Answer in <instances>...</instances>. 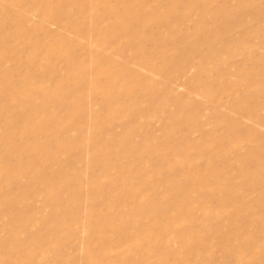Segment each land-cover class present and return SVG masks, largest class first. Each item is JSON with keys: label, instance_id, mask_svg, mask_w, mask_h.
Masks as SVG:
<instances>
[{"label": "rangeland", "instance_id": "obj_1", "mask_svg": "<svg viewBox=\"0 0 264 264\" xmlns=\"http://www.w3.org/2000/svg\"><path fill=\"white\" fill-rule=\"evenodd\" d=\"M0 264H264V0H0Z\"/></svg>", "mask_w": 264, "mask_h": 264}, {"label": "bare ground", "instance_id": "obj_2", "mask_svg": "<svg viewBox=\"0 0 264 264\" xmlns=\"http://www.w3.org/2000/svg\"><path fill=\"white\" fill-rule=\"evenodd\" d=\"M184 1V0H183ZM176 3H177V1H175ZM213 2V1H212ZM177 5V4H176ZM118 7V6H117ZM120 7V6H119ZM172 7V6H171ZM233 7H235V5L233 6ZM110 9V8H109ZM125 9V8H124ZM126 10V9H125ZM124 10V11H125ZM128 10V9H127ZM173 11V10H172ZM174 11H175V8H174ZM170 12V11H169ZM126 13V12H125ZM128 17H130V16H128ZM134 20H135V18H134ZM133 26V25H132ZM126 30V29H125ZM129 30H131V28L129 29ZM126 32H128V31H126ZM130 32H132V31H130ZM135 32V31H134ZM90 58V57H89ZM67 60H69V59H67ZM87 61H88V59H87ZM83 64V63H82ZM73 65V64H72ZM85 65H89V64H85ZM84 65V66H85ZM74 68V67H73ZM86 68V67H85ZM72 69V68H71ZM90 69V68H89ZM92 69V68H91ZM70 71V70H69ZM90 71V70H89ZM91 72V71H90ZM97 77H98V75H97ZM94 86V85H93ZM95 87V86H94ZM97 88V87H96ZM13 89V88H12ZM32 105V104H31ZM32 107H33V105H32ZM121 159V158H120ZM122 160V159H121ZM24 162V161H23ZM215 172V171H214ZM10 177V176H9ZM213 178V177H212ZM223 186L225 187V185L223 184ZM222 186V184H221V187H223ZM85 187V186H84ZM223 190V189H222ZM230 195V194H229ZM223 197V196H222ZM221 198V197H220ZM138 202L140 203L141 201L138 199ZM224 202H226V200H224ZM205 204V203H204ZM237 204V203H236ZM138 205H140V206H142L141 204H138ZM235 205V204H234ZM164 208H167V209H165V210H170V208L169 207H167V206H163ZM158 210H162V211H164L162 208H158ZM242 211V210H241ZM170 212V211H169ZM239 213V212H238ZM237 213V214H238ZM121 215H122V217L120 218L121 220H125V221H130V220H132V219H134V215H132V213L131 212H126V213H121ZM154 215V214H153ZM153 218V217H152ZM151 218V219H152ZM136 219V218H135ZM119 228V227H118ZM120 229V228H119ZM124 229V228H123ZM127 232V231H126ZM134 232H136V231H134ZM133 232V233H134ZM117 233H120L119 231H114V235H112V233H111V240H113L114 239V237H115V235H117V237H115V238H117V241H118V243H117V245H119L118 246V248L119 249H121L123 252H125V251H127V250H130V247L129 248H127L131 243L133 244V243H135V239L136 238H138V236H141L142 234H133V233H130V234H127V235H124V234H121V235H118ZM187 242V241H186ZM134 245H132L131 247H133ZM135 250V249H134ZM90 251V250H89ZM104 255V254H103Z\"/></svg>", "mask_w": 264, "mask_h": 264}]
</instances>
